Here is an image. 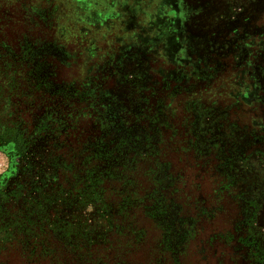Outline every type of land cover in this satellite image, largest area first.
Returning a JSON list of instances; mask_svg holds the SVG:
<instances>
[{
  "label": "rangeland",
  "instance_id": "obj_1",
  "mask_svg": "<svg viewBox=\"0 0 264 264\" xmlns=\"http://www.w3.org/2000/svg\"><path fill=\"white\" fill-rule=\"evenodd\" d=\"M0 51V264L58 251L77 264L86 244H116L89 195L101 172L134 180L113 196L152 192L171 228L126 264H148L155 244L150 264H264V0H0ZM234 102L253 111L246 131L200 126L202 107L223 123Z\"/></svg>",
  "mask_w": 264,
  "mask_h": 264
},
{
  "label": "trees",
  "instance_id": "obj_2",
  "mask_svg": "<svg viewBox=\"0 0 264 264\" xmlns=\"http://www.w3.org/2000/svg\"><path fill=\"white\" fill-rule=\"evenodd\" d=\"M23 24H26V22H23ZM26 36V35H25ZM42 41V39L37 38L33 42L36 44V42ZM49 45L52 46H59V43H53V42H48ZM8 52V51H7ZM3 53V56H2ZM17 55H19L17 53ZM4 56H7V53L5 54V51H0V57L3 59ZM15 60H20L18 56H14L12 59L8 60L9 65L14 64ZM16 63V62H15ZM1 64V62H0ZM63 65V64H62ZM62 65L56 64L54 66V69L60 70L62 68ZM67 67L66 65H64ZM54 71V73H55ZM171 75L167 76L166 78H170ZM234 96V94H232ZM236 98V96H235ZM195 103V102H192ZM252 110H249L247 107H243L240 105L238 102H234L233 104H230L228 106L227 112H224V121L223 123H216L214 120H217L218 114H220L217 109L213 107H202L198 113V122L200 123V126H212L215 125L217 129L221 128L224 124H228L229 122L231 123L233 127L239 128L241 127L243 131H246L249 126L254 125V120H251L247 122V124H243L244 122H241L239 120L240 115H248L252 114ZM173 114V113H172ZM214 121V123H212ZM232 125H229L231 127ZM183 148V147H182ZM181 148V149H182ZM204 163L202 164V167L200 168L201 170L198 171V176L203 179L207 173H208V165H207V160H204ZM245 166L246 161H241ZM220 162L218 165L214 168L215 175H218V173H222V170L220 171ZM122 167L116 166L115 168H112V172L117 173L119 170H121ZM202 172V173H201ZM106 173L99 174L98 176H94V178H91L87 183L90 185L89 189V195L91 199L92 205H94L96 209V214H98L101 218L105 219L106 222L108 223L109 230L113 231V236L117 235L119 236L118 241L116 244H112V242H109L106 238L104 240V244L99 246V245H89L86 244L83 248L80 249L81 254L79 256V263L77 264H126L124 257L125 255L132 256V254L135 252H138L141 250V248L148 246L149 243V238L152 235V232L155 230V226L158 227L161 232H162V239L164 243L165 237L169 235L171 232V228L168 229V225L166 220L160 221L155 219V213L160 211L156 210L158 204L153 202H149L148 204L144 203V198L150 197L149 195L153 194L152 192H146L145 194H140L138 191L131 192L130 190H119L115 196H113V193L115 191V188L119 186H124L127 182L128 183H133L134 180L131 178H126L125 181H118V182H108L106 181L105 175ZM117 176V175H116ZM116 176H111V181L113 178ZM170 179V177H169ZM226 180V179H225ZM115 183V184H113ZM231 184H235V180L233 179ZM120 184L119 186L117 185L114 187L113 185ZM224 182H221L218 184L213 192L215 196H220L222 192L224 191ZM77 192H84L83 188H80L77 190ZM162 192L158 193L155 191V195L159 194V200L163 196V194L160 196ZM78 195V194H77ZM160 205V204H159ZM163 205L169 206V203H164ZM186 207V202L182 204H177L176 206V217L179 218L182 222L186 221H191L194 219V212L188 213L185 211ZM170 211L174 209V205L172 203L171 206H169ZM146 217L150 218L152 221L148 226H139L138 225V217ZM192 229V228H191ZM175 232V229H173V234ZM198 232L195 230L194 232L191 231L189 233V236L186 238L188 241L190 238H193V236L197 235ZM161 239V238H160ZM106 243L109 244V246L106 248ZM135 244V246L132 247V250H127L129 249L132 244ZM168 244V243H165ZM153 246V245H152ZM100 249L102 251L107 250L106 255H96V251ZM123 249V251H122ZM185 249H187V244H184V250L182 253H185ZM43 252V250L41 249ZM112 251V252H111ZM122 251V253H121ZM61 253L59 257L53 258L49 260V264H61L59 262V258L63 257L64 260L71 262L70 257L66 251H58ZM110 253H112L110 256ZM120 253V254H119ZM180 253V252H179ZM37 254H41L39 251ZM119 257L122 258L119 262H114V258L112 257ZM152 256V260L155 259L156 261L161 260V255L162 251L157 248L155 244V254H150ZM111 257V258H110ZM76 259V258H75ZM119 259V258H117ZM78 260V259H76ZM151 261L148 262V264L151 263ZM43 260H35L34 264H42ZM174 264H186L182 262L181 260L179 261L178 259H173Z\"/></svg>",
  "mask_w": 264,
  "mask_h": 264
}]
</instances>
